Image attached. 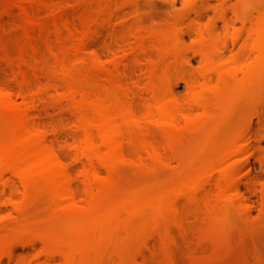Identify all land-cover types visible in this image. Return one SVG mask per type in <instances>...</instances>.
<instances>
[{
	"label": "bare ground",
	"instance_id": "bare-ground-1",
	"mask_svg": "<svg viewBox=\"0 0 264 264\" xmlns=\"http://www.w3.org/2000/svg\"><path fill=\"white\" fill-rule=\"evenodd\" d=\"M154 6L0 0V264H248L264 2Z\"/></svg>",
	"mask_w": 264,
	"mask_h": 264
},
{
	"label": "rangeland",
	"instance_id": "rangeland-1",
	"mask_svg": "<svg viewBox=\"0 0 264 264\" xmlns=\"http://www.w3.org/2000/svg\"><path fill=\"white\" fill-rule=\"evenodd\" d=\"M155 3L154 9L152 10L153 13L159 15L160 17H165L167 15L173 14L175 12H180L184 4L187 0H153ZM252 3L256 2H264V0H249ZM214 4V3H212ZM231 4H235V0H231ZM143 11L145 13H149L150 11L148 8L144 7ZM212 16V13H208L203 22L206 23L208 19ZM186 24V23H185ZM184 26V25H183ZM219 26H221L219 24ZM237 27L240 25L237 23ZM186 54L192 56V53L196 50V48L192 45V38L186 37ZM192 59V69L197 70L200 68L199 58L197 56L191 57ZM188 73H183L179 77L186 76ZM177 93L184 97L186 93V88L182 81L178 82L177 85ZM264 146V142L262 143ZM252 172L253 175L258 177V184H257V191L253 194L251 199V204L253 207L252 218L250 219L249 223H245L244 221H238L237 226L246 232L247 237L250 240V248H251V256L249 259L248 264H264V217L259 214V208L261 204V197H260V190L261 186L264 185V167H262L258 162L254 161L252 164ZM203 255V254H201ZM97 260L95 257H92L89 261V264H96ZM105 264H112L111 262V255L108 252Z\"/></svg>",
	"mask_w": 264,
	"mask_h": 264
}]
</instances>
